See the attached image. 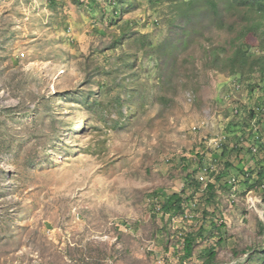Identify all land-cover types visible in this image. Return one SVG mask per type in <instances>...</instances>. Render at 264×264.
<instances>
[{
    "label": "rangeland",
    "instance_id": "1",
    "mask_svg": "<svg viewBox=\"0 0 264 264\" xmlns=\"http://www.w3.org/2000/svg\"><path fill=\"white\" fill-rule=\"evenodd\" d=\"M185 6L0 0V264H264L259 37Z\"/></svg>",
    "mask_w": 264,
    "mask_h": 264
},
{
    "label": "trees",
    "instance_id": "2",
    "mask_svg": "<svg viewBox=\"0 0 264 264\" xmlns=\"http://www.w3.org/2000/svg\"><path fill=\"white\" fill-rule=\"evenodd\" d=\"M154 2V0H150ZM182 3H185L188 7L185 6L181 15L184 17H191L188 12L191 8L194 12H201L202 10L207 11V16L211 19V22L214 21L217 23L218 27L224 26V18L227 13H234L236 11L241 14L240 28L238 29L237 39L240 40L238 44L235 45L232 56H229L227 60L229 61L230 69L233 74H242L245 67H249L251 59L254 57L252 54L249 44L244 41V38L249 34L253 33L259 37L258 47L263 53L260 57L262 59L261 72L264 73V0H181ZM199 1H204L206 7L198 9ZM242 22V23H241ZM234 31V26L229 25ZM259 173H263L260 171ZM190 181L188 183H194L196 189L201 186L199 180H194L191 176V173H187L186 176ZM205 191V200L214 199L215 194V184L208 183ZM184 192L173 193L171 196L164 199L160 209L163 213H170L173 215H178L185 212L184 202L186 199L183 197ZM158 194V193H157ZM208 195V197H207ZM205 228L201 226L196 232H188L184 236L183 241V250L184 257L189 258L194 249V245L197 243V240L200 237L205 236ZM221 240V239H220ZM215 247L207 248L204 252L205 262L207 264H212L215 261L216 257Z\"/></svg>",
    "mask_w": 264,
    "mask_h": 264
},
{
    "label": "built area",
    "instance_id": "3",
    "mask_svg": "<svg viewBox=\"0 0 264 264\" xmlns=\"http://www.w3.org/2000/svg\"><path fill=\"white\" fill-rule=\"evenodd\" d=\"M236 112H238V111L236 110ZM216 145H217V147H220L222 144H221V142L216 141ZM253 150L257 151L258 148L257 147H253Z\"/></svg>",
    "mask_w": 264,
    "mask_h": 264
}]
</instances>
